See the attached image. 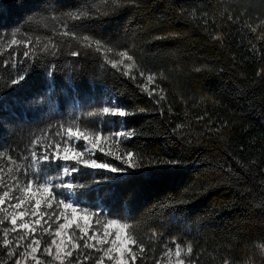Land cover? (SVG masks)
Returning a JSON list of instances; mask_svg holds the SVG:
<instances>
[{
  "label": "trees",
  "instance_id": "16d2710c",
  "mask_svg": "<svg viewBox=\"0 0 264 264\" xmlns=\"http://www.w3.org/2000/svg\"><path fill=\"white\" fill-rule=\"evenodd\" d=\"M76 10L90 11L93 19L81 25L65 15ZM74 23L79 35L130 50L141 69L156 74L153 97L135 86L144 82L138 74L136 81L123 77L100 54L57 35ZM12 33L18 40L31 37L30 59L18 55L23 46L3 47ZM53 42L55 56L44 50ZM77 49L86 54L72 57ZM3 60L16 67L0 64V145L22 166L32 141L59 139L60 125L119 130L120 123L89 115L113 98L125 108L147 109L123 125L136 131L134 138L117 145L108 137L101 143L113 155L96 152L124 166L114 156L132 150L144 157L143 169L100 184L93 181L108 174L85 170L66 177L89 186L74 199L83 191L82 204L134 226L145 247L140 254L133 246L140 257L135 264H162L173 239L186 264H248L250 258L264 264V0H0ZM21 69L28 78L13 87ZM155 159L181 163L154 167L149 160ZM0 166L7 186V157ZM42 175L60 182L54 168ZM153 231L158 235L150 239ZM2 243L0 232V261ZM189 243L193 251L186 254Z\"/></svg>",
  "mask_w": 264,
  "mask_h": 264
},
{
  "label": "snow or ice",
  "instance_id": "6c2138e0",
  "mask_svg": "<svg viewBox=\"0 0 264 264\" xmlns=\"http://www.w3.org/2000/svg\"><path fill=\"white\" fill-rule=\"evenodd\" d=\"M65 15L71 21L80 22L81 25L84 21L93 19L91 12L87 10L69 11ZM101 15H107V13H101ZM75 27H77L75 23L71 26L63 24L57 35L76 40L80 44L81 49L100 54L103 58V63L110 65L111 69H115L123 77L136 81L138 74L144 82L136 83L135 86L150 98L153 97L156 88H159V85L156 84V74L151 72L146 73L145 70L141 69L130 50H116L102 38L96 36H81L73 30ZM252 30L256 31L255 28ZM215 38L219 39V37ZM32 43L31 37H28L26 40H18L16 34L12 33V38L3 47L12 49L13 45L23 46L25 50L18 55L28 60L31 58L28 48ZM35 43L39 45L40 39L37 38ZM253 47L255 46L253 45ZM52 48H57L54 42L51 44V47L45 45L44 50L50 55L55 56L56 52L52 51ZM113 52L119 57L118 60L109 58L108 53ZM84 54L86 53L80 49L70 52L72 57H80ZM9 56L13 60L16 59L12 51H9ZM0 64H3L5 67H16L10 60L0 61ZM134 68L137 70L136 73L131 72ZM47 74L50 78H54V73L50 72ZM27 78L28 74L21 69L18 76L11 80V85L13 87L21 85ZM153 84H156V88L150 89L149 86ZM160 92L162 93L163 89H160ZM163 99L164 96L160 95L155 103L159 104ZM145 111L147 109L125 108L119 101L113 98L100 107L97 112L89 113V115L109 118L112 122L119 121L121 125L119 130L110 131L105 134L97 128L80 126H68L65 128L64 125H60V129L54 134L59 139L47 142L43 137H38L32 141L30 155L23 157L27 161L26 166L17 164L18 157L4 153L3 146L0 145V160L7 157V161L11 165L8 168L9 179L13 181V183L5 186L4 177L0 175V187L5 188L2 194H0V206H3L0 207V225H5L6 222L9 225L0 228V232H2L4 237L3 244L10 246L7 255L15 257L14 264H21L22 261L27 260L29 257L33 264H42V260L37 256L38 251L41 249L42 238L37 234L35 226L40 225L44 217L48 218L45 221L47 227L41 229L45 233L49 232L52 228V223L61 218L64 221L56 224L50 241H45L43 246V253L53 257L59 264H83V261L90 259V256L86 252H81L80 249L87 250L89 248L102 253V255L97 257L96 264H105V258L111 264H135V261L140 257L137 256L133 246L139 250L140 254L145 252V247L137 238L134 226L128 222L113 218L101 220V212L81 203V199L87 195L83 191L80 192V199H71V197L77 195V189L83 190L89 186L86 184L78 185L74 179H67L66 177H73L75 174H85V170H91L98 175L101 173L108 174L103 175L102 179L93 181L95 184H100L106 180H113L127 174L129 169H143L145 167L143 163L144 157L132 150L126 149L123 154L114 156V159L121 161L124 166L114 164L111 160H104L97 156L96 152L99 151L102 155H113L110 150L105 153L104 145L101 143L102 140H106L108 137H111L113 143L117 145L120 144V138L124 140L134 138L137 135L136 131L123 125L128 117L137 114V112L143 113ZM180 127L182 126L177 125V128ZM62 131L66 135H61ZM81 141L85 142L82 146H74ZM86 153L87 155H85ZM180 163V161L174 159L149 160V164L154 167H175ZM253 163L255 162L253 161ZM48 168H54L57 173L55 179H58L59 183H53L52 178L42 175ZM2 172L3 167L0 166V173ZM14 190H18L20 194L10 195ZM61 190H66L67 195ZM41 208L46 210L38 211ZM47 209H51L52 211H47ZM57 209H60V211L57 212ZM77 213H79L81 221H93L102 231H94L87 223H78L72 233L67 232L66 230L69 229ZM25 217H29V219H25ZM54 217L55 220L53 219ZM49 221L52 223H49ZM17 229L21 231L13 242L8 237L10 233H16ZM157 235L158 233L153 231L150 239ZM97 237L99 238L97 239ZM89 240L93 241L91 245L89 244ZM21 241L24 243L21 244ZM172 244L174 245V249L166 246L164 253L165 256L169 257L168 264H173L171 259L173 251L176 258L175 264H186L182 255L185 251L182 245L176 242L175 239H173ZM53 246H55L54 252L52 251ZM18 248H22V251L19 253L16 252ZM192 251V245L189 243L186 246V254H191ZM81 256H83V261L81 260ZM261 256L264 257V252L261 253ZM157 264H160V262L158 261ZM188 264H192V262H188ZM224 264H230V262L225 260ZM248 264H256V261L250 258Z\"/></svg>",
  "mask_w": 264,
  "mask_h": 264
},
{
  "label": "rangeland",
  "instance_id": "374dc122",
  "mask_svg": "<svg viewBox=\"0 0 264 264\" xmlns=\"http://www.w3.org/2000/svg\"><path fill=\"white\" fill-rule=\"evenodd\" d=\"M112 123H115V122H112ZM116 123H120L119 121H116ZM121 139V138H120ZM83 144H81V142L79 144H75L74 146L75 147H80L82 146ZM89 147H91V145H89ZM10 176V174H9ZM21 179H23L21 177ZM13 183V181H11L9 178H8V181H7V185ZM19 191L18 190H14L13 193H11L10 195H19ZM71 199L75 200L73 197H71ZM0 207H3V206H0ZM23 210V209H21ZM46 209H39L38 211H45ZM47 211H52L51 209H47ZM60 211V209H57V212ZM25 219H29V217H25ZM48 218L47 217H44V219L41 221V224L40 225H36V229H37V234L41 236L42 238V244H41V249L38 251L37 253V256L42 260V264H59L58 261L54 260L53 257H50L48 256L47 254H44L43 253V240L45 237L48 238V240L51 239V235H52V232L54 231L55 227H56V224L57 223H62L64 222L63 219L61 218L60 220H57L55 223H52L51 221H49V223H52V228L49 230V232L45 233L43 231H41V229L43 227H47V224L45 223V221L47 220ZM55 220V217L53 218ZM106 218H103L101 216V220H104ZM78 223H87L90 225V227L94 230V231H102V229L99 228L98 225H96L93 221H81L80 220V215L79 213L76 214V217L75 219L73 220L72 224L70 225L69 229H67L66 231L69 232V233H72L75 229H76V225ZM6 225H3V227H6V226H9L7 224V222L5 223ZM21 230L20 229H17V232L16 233H10L9 234V237L8 239L13 241L14 242V239L15 237L17 236V234L20 232ZM29 235H31V233H29ZM77 236H78V232H77ZM99 237H97L98 239ZM4 239V237H3ZM24 242L21 241V244H23ZM93 243L92 240H89V244L91 245ZM2 246L5 247V255L3 256V260L0 261V264H14V259L15 257H9L7 255V252L9 251V247L10 246H5L3 243H2ZM99 247V245H97ZM20 251H22V248H18L16 249V252L19 253ZM52 251L54 252L55 251V246H53V249ZM81 252H86L89 256H90V259L86 260V261H83V256H81V260L83 261V263H89V262H92L93 264H96V259L98 256L102 255V253L100 252H97L95 249H92V248H89L87 250H84V249H80ZM71 259V258H70ZM172 261H173V264H175V256H174V253L171 257ZM168 261H169V257H165L164 260L162 261V264H168ZM21 264H33V262L31 261V258H27V260L25 261H22ZM105 264H111V262H108L107 261V258H105Z\"/></svg>",
  "mask_w": 264,
  "mask_h": 264
}]
</instances>
